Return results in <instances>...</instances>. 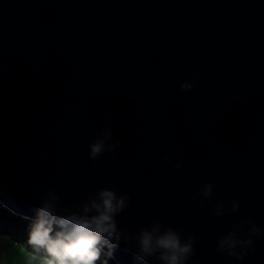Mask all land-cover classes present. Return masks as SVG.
<instances>
[{
    "label": "water",
    "instance_id": "water-1",
    "mask_svg": "<svg viewBox=\"0 0 264 264\" xmlns=\"http://www.w3.org/2000/svg\"><path fill=\"white\" fill-rule=\"evenodd\" d=\"M108 125L122 144L93 168ZM206 181L239 211L199 207ZM50 187L74 209L130 193L121 227L163 218L197 238L190 264H237L218 238L241 216L264 229V0H0V200L23 218Z\"/></svg>",
    "mask_w": 264,
    "mask_h": 264
},
{
    "label": "clouds",
    "instance_id": "clouds-1",
    "mask_svg": "<svg viewBox=\"0 0 264 264\" xmlns=\"http://www.w3.org/2000/svg\"><path fill=\"white\" fill-rule=\"evenodd\" d=\"M195 79L192 77V81ZM195 87L194 82L180 84L184 93ZM94 137L88 145V158L94 162L93 168L105 153H114L122 144L115 138L111 125L100 128ZM163 161L166 169L172 163V157L165 155ZM181 166L182 161L178 159L175 168L179 170ZM217 183L206 181L198 187L197 195L202 197L199 207H211L216 217L238 212L240 202L236 199L227 204L213 201ZM130 201V193L101 187L74 209L63 203L58 190L48 188L32 215L23 217L27 220L26 243L32 250L34 264H110L116 260V253L122 245L125 251L134 254L136 264H150L152 260L157 264H190L196 255L197 242L191 233L185 235L183 229L165 223L163 218L140 226L136 232L120 226L117 217L131 207ZM3 208L11 211L0 200V209ZM259 238H264V229L247 216H241L225 235L218 238L216 250L234 257L237 264H243L245 257L255 254Z\"/></svg>",
    "mask_w": 264,
    "mask_h": 264
},
{
    "label": "trees",
    "instance_id": "trees-1",
    "mask_svg": "<svg viewBox=\"0 0 264 264\" xmlns=\"http://www.w3.org/2000/svg\"><path fill=\"white\" fill-rule=\"evenodd\" d=\"M0 232L10 235L13 239V244H18L17 246L19 247L22 245L31 250L26 243L28 238L27 220L13 215L6 208L0 209ZM110 264L117 263L116 261H110Z\"/></svg>",
    "mask_w": 264,
    "mask_h": 264
},
{
    "label": "rangeland",
    "instance_id": "rangeland-1",
    "mask_svg": "<svg viewBox=\"0 0 264 264\" xmlns=\"http://www.w3.org/2000/svg\"><path fill=\"white\" fill-rule=\"evenodd\" d=\"M23 249L13 244L10 235L0 232V264H34L32 251L26 247Z\"/></svg>",
    "mask_w": 264,
    "mask_h": 264
},
{
    "label": "crops",
    "instance_id": "crops-1",
    "mask_svg": "<svg viewBox=\"0 0 264 264\" xmlns=\"http://www.w3.org/2000/svg\"><path fill=\"white\" fill-rule=\"evenodd\" d=\"M18 245V244H17ZM21 248V247H20Z\"/></svg>",
    "mask_w": 264,
    "mask_h": 264
}]
</instances>
